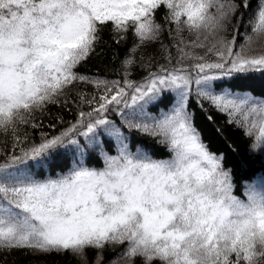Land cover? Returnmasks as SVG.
<instances>
[{
  "label": "snow or ice",
  "instance_id": "snow-or-ice-1",
  "mask_svg": "<svg viewBox=\"0 0 264 264\" xmlns=\"http://www.w3.org/2000/svg\"><path fill=\"white\" fill-rule=\"evenodd\" d=\"M162 6L174 25L172 43L161 42L167 66L133 80L135 53L161 41ZM249 7L250 0H0V135L11 139V148L0 141V253H67L80 264H264V175L242 181L243 199L234 194L232 169L190 110L195 97L201 111L207 104L253 137L251 153L264 149V96L230 87L264 76V0L245 22L240 9ZM108 24L116 43L129 30L134 37L123 78L79 74ZM151 61L141 56L140 67ZM77 83L93 91L71 98ZM166 97L167 110L159 107ZM51 106L74 108V119L52 118ZM46 116L55 122L45 125ZM45 126L51 133L40 131L38 142L26 130ZM133 133L166 155L133 148ZM61 156L69 166L53 173ZM254 159L242 158V169ZM117 246L123 251L106 259Z\"/></svg>",
  "mask_w": 264,
  "mask_h": 264
},
{
  "label": "trees",
  "instance_id": "trees-1",
  "mask_svg": "<svg viewBox=\"0 0 264 264\" xmlns=\"http://www.w3.org/2000/svg\"><path fill=\"white\" fill-rule=\"evenodd\" d=\"M237 3H240V0H237ZM257 9V0H250V7L247 11L243 8L240 11L244 12V20L247 22L250 17L254 15L255 10ZM167 15V9L165 7H160L155 11V19L158 23H161L164 31L161 35V41L155 44H148L142 46L135 53V60L137 63L132 68L133 80H140L147 75L148 71H155L159 64H164L167 66V62L163 59V52L161 48V42L166 45H170L172 42L168 38V28L174 25H169L165 23L164 17ZM240 12H237L233 17L232 24L228 26V38H231L233 31V25L236 22ZM250 31V29H249ZM245 32V27L240 26L241 35L238 37V43L243 42V33ZM101 41L97 44L95 52H93L90 57L82 62L75 71L79 74H83L90 77H104L108 79H122V67L121 61L125 58L126 54L130 47L134 43V37L132 31L129 30L125 36L124 40H121L119 43H116V38H114L111 32V24H108L103 28L101 32ZM187 36V33H184ZM172 54L175 57L176 51L172 49ZM144 58V61L147 62L149 57L152 58L150 68L144 69L140 67V58ZM230 87L233 90L241 89L248 90L255 96H264V76L262 75H253L249 76L246 79H235L230 82ZM77 91H85L91 94L93 91L90 85H84L77 83L69 89V94L71 98H75ZM171 98L166 97L159 107H163L165 110L170 106ZM205 108L208 109L207 112L201 111L200 108L196 105L195 97L190 102V110L195 112L196 118L195 123L197 128L201 131L204 141L208 144L210 150L217 154H223L224 156V167L231 168L232 174L234 177V183L236 185L234 189V194L244 198L242 195L243 187L242 181L256 178L257 174L264 175V149L257 150L255 153L249 151L250 145L253 142V137L246 138L241 129H238L235 125H229L227 123V118L224 115L217 113L214 109L208 107L205 104ZM87 110V108H85ZM153 113L156 112V109H151ZM75 109L73 112L69 113L63 109L57 108L55 106L50 107L51 117L54 118L57 115H62L65 120L74 119ZM208 116L212 117V120L207 119ZM39 119V114L37 115ZM112 119L119 124V119L115 116H112ZM54 119H49V117L44 118V123H54ZM64 127L67 124L63 125ZM32 134V137L38 142L39 141V132L45 131L50 132L47 126L43 129H26ZM59 131V127L57 128ZM127 132V130H125ZM54 134V133H52ZM133 148L136 144H143L145 147L151 150L152 154L156 157H163L166 155L165 150L162 147H158L156 141L149 137H138L137 133H133ZM7 140V147L11 148V139L10 137H4L0 135V141ZM0 147H4V144L0 143ZM255 156L254 160H251L247 169H242L241 160L242 158L248 156ZM69 166V162L66 157H58L54 162L52 171L66 169ZM123 251V247L117 246L116 248L109 247L105 250L104 255L107 258H115L117 254ZM7 256V259L4 260L3 257ZM94 256L93 250L87 251V257L89 262H91ZM0 264H80V261L73 257L71 254H56L52 253L50 255H33L28 253L27 255L23 251H13L10 255L7 253H0ZM137 264H140L138 261ZM159 264V262H157Z\"/></svg>",
  "mask_w": 264,
  "mask_h": 264
}]
</instances>
